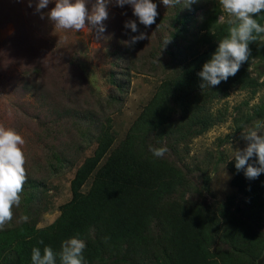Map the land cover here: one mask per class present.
Returning a JSON list of instances; mask_svg holds the SVG:
<instances>
[{
  "label": "trees",
  "instance_id": "obj_1",
  "mask_svg": "<svg viewBox=\"0 0 264 264\" xmlns=\"http://www.w3.org/2000/svg\"><path fill=\"white\" fill-rule=\"evenodd\" d=\"M255 18L264 25V13ZM130 19L136 20L149 39L127 47L121 41L139 34L124 28ZM114 20L107 29L113 30L115 39L108 51L112 90L107 107H121L134 75L159 79V85L117 146L107 131L96 137V148L74 172L71 199L59 206L60 215L53 224L36 229L31 222H21L16 214L0 231V264H32L33 247L43 252L50 246L58 253L62 242L72 237L85 241L83 254L88 264L256 263L264 251V173L247 179L243 170L235 168L233 157L226 169L234 194L211 206L166 154L155 158L149 148L186 145L223 121L210 113L215 100L231 90L256 93L264 87V79L260 81L250 72L252 60L264 61V34L250 43L249 60L235 76L201 89L197 74L228 35V18L219 0H198L190 6L181 0L169 13H159L148 28L129 10L115 13ZM166 39L170 41L164 45ZM39 73L34 67L25 74ZM51 84L43 99L59 92L53 81ZM24 88L36 92L40 85L34 81ZM246 117L247 123L253 121L252 116ZM263 118L264 102L258 107L257 121ZM95 119L104 124L100 113H95ZM73 126L82 135L81 128L75 123ZM42 131L46 136L39 143L50 156L47 175L70 172L74 152L52 145L56 137ZM25 170L33 184H29L30 192H24L20 209L29 217L31 211L26 206L39 200L38 193L45 189L32 176L33 167ZM91 177V187L83 193L81 189Z\"/></svg>",
  "mask_w": 264,
  "mask_h": 264
},
{
  "label": "rangeland",
  "instance_id": "obj_2",
  "mask_svg": "<svg viewBox=\"0 0 264 264\" xmlns=\"http://www.w3.org/2000/svg\"><path fill=\"white\" fill-rule=\"evenodd\" d=\"M152 2L157 4L158 13H169L171 7L163 5L162 0ZM36 3L38 0H0V126L22 136L24 167H33L32 176L43 183L45 190L38 193L40 199L32 200L26 207L31 211L27 222L33 223L36 229H44L60 215L59 206L71 199L70 182L74 172L96 148V137L107 131L106 134L114 136V146H117L152 99L159 79L134 75L121 107L108 108L112 90L108 51L115 39L113 30L107 29L115 22V13L132 12L131 6L109 5V18L104 21L107 31L98 39L96 30L87 25L78 32L56 27L47 16L55 7V0H50L40 12L35 10ZM94 3L95 0H87L89 11ZM224 13L229 18V14ZM34 67L39 68V76L25 74ZM250 72L262 81L264 61L252 60ZM34 81L40 85L38 91L24 88L34 85ZM52 81L59 92L43 99ZM263 102L264 87L256 93L231 90L210 105V113L223 118L222 122L186 145L175 146L176 149L166 146L167 158L184 172L209 205L223 203L234 194L226 163L234 157L236 149L246 147L242 133L255 125L258 107ZM95 113L102 115L104 124L95 119ZM246 116H252L253 121L247 123ZM74 123L83 130H79L82 135L72 127ZM42 129L56 137L52 145L74 152L75 164L70 172L56 177L47 175L50 156L39 143L46 136ZM28 179L19 207L13 206V218L16 214L19 218L26 216L20 207H23L24 192L31 191L29 184H33V180ZM91 184L92 177L81 191L87 193Z\"/></svg>",
  "mask_w": 264,
  "mask_h": 264
},
{
  "label": "clouds",
  "instance_id": "obj_3",
  "mask_svg": "<svg viewBox=\"0 0 264 264\" xmlns=\"http://www.w3.org/2000/svg\"><path fill=\"white\" fill-rule=\"evenodd\" d=\"M87 0H55V7L48 13V19L62 29H74L77 32L89 26L95 29L99 39L106 31L104 21L109 18V5L123 8L131 6L132 14L145 28L156 22L159 15L157 4L152 0H95L91 10L86 7ZM198 0H183L184 6L197 3ZM50 0H38L36 12L46 8ZM163 5L173 7L181 0H162ZM222 9L229 14L228 35L219 41L218 47L211 58L198 72L201 78V89L218 86L222 81L235 76L243 63L251 55L250 43L256 42L264 34V25L255 18L264 13V0H219ZM31 7V2H29ZM126 14V13H125ZM43 19V15L41 16ZM125 29L132 33L129 39L121 41L127 47L137 42L149 39L147 33L141 32L136 20H127ZM127 35V33H125ZM170 40L166 39L164 45ZM242 138L247 141L245 148L234 151L235 168L244 171L249 180L258 178L264 173V121H256ZM25 143L21 135L13 129L0 126V231L13 219V206L19 207L21 193L26 182L25 156L21 145ZM153 157L163 158L168 152L167 147L149 148ZM255 158V159H253ZM251 161V162H250ZM27 216H21L22 222L28 221ZM43 244L44 241H39ZM86 243L78 237L66 239L57 253L50 246H45L43 252L39 247L31 251L32 264H88L84 257Z\"/></svg>",
  "mask_w": 264,
  "mask_h": 264
},
{
  "label": "water",
  "instance_id": "obj_4",
  "mask_svg": "<svg viewBox=\"0 0 264 264\" xmlns=\"http://www.w3.org/2000/svg\"><path fill=\"white\" fill-rule=\"evenodd\" d=\"M264 258V251L262 253V256L257 260V264H261Z\"/></svg>",
  "mask_w": 264,
  "mask_h": 264
}]
</instances>
